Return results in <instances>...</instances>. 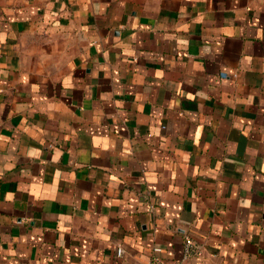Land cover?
<instances>
[{"label":"crops","instance_id":"obj_1","mask_svg":"<svg viewBox=\"0 0 264 264\" xmlns=\"http://www.w3.org/2000/svg\"><path fill=\"white\" fill-rule=\"evenodd\" d=\"M153 257L264 264V0H0V264Z\"/></svg>","mask_w":264,"mask_h":264},{"label":"built area","instance_id":"obj_2","mask_svg":"<svg viewBox=\"0 0 264 264\" xmlns=\"http://www.w3.org/2000/svg\"><path fill=\"white\" fill-rule=\"evenodd\" d=\"M223 77H225V75L223 74ZM164 128V127H163ZM192 245V242L190 240V238H186L185 241V251L186 253H188V248H190ZM161 250L156 248L153 250L154 253H159ZM124 255V250L122 247H117L115 249V256L117 258H122V256ZM147 264H165L161 259H159L158 257H153Z\"/></svg>","mask_w":264,"mask_h":264}]
</instances>
